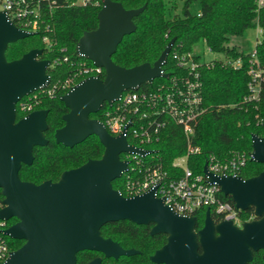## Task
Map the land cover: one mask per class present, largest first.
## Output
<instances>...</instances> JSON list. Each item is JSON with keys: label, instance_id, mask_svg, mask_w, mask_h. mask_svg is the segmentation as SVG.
I'll list each match as a JSON object with an SVG mask.
<instances>
[{"label": "water", "instance_id": "obj_1", "mask_svg": "<svg viewBox=\"0 0 264 264\" xmlns=\"http://www.w3.org/2000/svg\"><path fill=\"white\" fill-rule=\"evenodd\" d=\"M98 27L84 32L75 46L79 56L105 69V77L91 76L62 95L68 113L65 125L54 136L56 143L73 148L96 135L104 147L101 159L89 160L77 169L61 174L59 181L40 185L20 178L23 165H31L35 147L48 144L47 109L33 111L16 120L17 106L24 98L50 82V61L39 59L42 49H31L22 58L9 61L6 49L30 37L0 11V189L6 207L0 218L17 221L4 231L25 244L13 250L1 264H76L80 251L105 253L108 257H131L138 252L125 250L117 242L101 236V228L116 221L137 225L153 224L150 234H167V242L150 260L155 264H248L254 251L264 250V170L244 179L235 175L211 173L205 163L208 181L220 186L240 211L254 208L258 220L237 227L232 221L216 223L207 209L204 226L196 232L197 217L177 214L156 197V189L125 197L112 182L127 172L123 153L145 156L150 151L128 145L124 135L109 134L103 122L90 118L105 104H112L128 90L168 78L164 64L172 50L170 41L153 64L123 68L112 56L125 36L136 30L134 19L145 5L126 9L120 2L101 0ZM252 161L264 165V137H251ZM264 259V257H263ZM99 260L93 264H98Z\"/></svg>", "mask_w": 264, "mask_h": 264}, {"label": "trees", "instance_id": "obj_2", "mask_svg": "<svg viewBox=\"0 0 264 264\" xmlns=\"http://www.w3.org/2000/svg\"><path fill=\"white\" fill-rule=\"evenodd\" d=\"M87 6H70L64 0L59 2L49 11L42 5L39 29L30 37L12 43L6 49L9 61L23 57L31 49H42L39 59L50 61L48 74L50 87L57 86L68 78L74 76L80 62H91L78 56L75 46L84 32H90L98 27V13L102 2ZM120 2L126 9H138L146 6L140 16L134 19L136 30L133 34L124 37L118 45L116 53L112 56L114 63L123 68L140 66L143 63L153 65L166 49L168 43L174 40L172 50L164 64L165 73L175 76L180 67L173 59L176 52L179 54L192 53L194 46L204 43L215 52L223 53L226 57L237 59L241 57L243 67L239 70L232 65L224 66L217 63L214 67L201 68V81H203V98L207 111L200 117L195 132L198 144L202 149L201 154L188 159V166L196 174H202L206 161L215 156L219 160L230 158L233 153H249L253 150L251 137L257 134L264 137V94L262 102L255 107L246 104L244 107L231 106L240 103L247 94L249 82L248 67L250 55L242 50L241 46L232 44L234 38H240L249 29H262V38L257 46V59L264 66V7L257 9L255 0H187L183 4L180 15H173L170 4L172 0H113ZM198 2L200 10L193 12L192 6ZM48 41L45 42V38ZM67 57L68 60L63 59ZM104 78V76H102ZM159 77L149 83L143 84L140 90H149L160 83L167 82ZM65 90L58 89L55 97L42 96V104L37 110L47 109L48 129L44 136L48 144L35 147V159L32 165L23 166L20 178L24 182L36 185L51 180L57 182L64 171L77 169L89 160L101 159L105 153L99 138L93 135L73 148L57 144L55 132L65 125L62 116L69 112L61 96ZM24 97L21 101H24ZM108 108L105 104L98 113H92L90 118L103 121L102 112ZM19 107L16 120L23 118ZM153 148L159 151L160 162L168 170L170 178L183 175L182 169H175L172 163L186 153L185 139L181 127L169 124L163 131L160 141ZM124 158V155L121 156ZM240 176L244 179L255 177L264 170V165L248 161ZM123 178L112 182L115 189L127 195L123 185ZM0 196L2 197L1 189ZM220 197L234 203L233 199L220 193ZM206 208H201L195 213L198 217L196 230L204 226ZM253 213L250 207L241 211L243 220L248 221ZM211 216L217 221L214 209ZM16 223V219L9 221V226ZM144 226L135 225L128 221L108 223L101 228L104 237H112L121 242H127L126 247L135 246L142 252L141 255L131 256L115 264H154L150 255L167 242V234L151 236L147 231H140ZM13 250L25 244L23 240L9 239ZM253 263H261L256 256Z\"/></svg>", "mask_w": 264, "mask_h": 264}, {"label": "built area", "instance_id": "obj_3", "mask_svg": "<svg viewBox=\"0 0 264 264\" xmlns=\"http://www.w3.org/2000/svg\"><path fill=\"white\" fill-rule=\"evenodd\" d=\"M64 1L70 6H87L91 3L99 5L97 0ZM58 2L59 0H0V11L6 13L19 29L34 33L39 29L42 5H46L50 11ZM255 3L258 10L264 7V0H255ZM198 15L201 14L198 12ZM257 29L262 32L261 28ZM44 40L47 42L48 38ZM259 43L256 41L253 51H245L250 55L248 91L245 98L240 103L231 105L232 107H244L246 104L257 107L262 102L264 66L257 59ZM207 49L208 53L213 55L209 60L204 59V56L195 50L183 54L176 52L173 59L180 67L178 74L173 77L169 75L165 78L167 82L149 90H140L141 86L137 90L126 91L117 101L107 104L108 108L102 112V122L109 134L124 135L128 145L150 151L145 156L130 152L122 154L124 158L121 159L128 162V170L121 177L127 193L125 197L142 195L156 189V197L163 199L179 215L195 216L199 209L207 207L210 210L214 209L219 222L232 221L237 227H242L247 221L242 219L241 211L236 208L235 203L220 197L222 193L220 186L216 183L211 184L204 170L202 174L195 175L188 166V159L202 152L195 132L200 117L207 111L203 98V81L200 78L201 68H210L221 63L224 66L232 65L234 69L239 70L244 65L241 57L231 59L223 53L215 52L211 47ZM63 60L67 61L68 58L65 57ZM77 67L74 76L58 83L57 86L51 88L49 82L47 86L24 96L27 98L24 101L20 100L17 109L19 107L25 117L42 104L43 95L55 97L59 88L67 93L86 78L105 77V69L95 66L92 62L91 65L80 62ZM171 123L181 127L185 139L186 153L172 163L173 168L183 170V175L179 179L169 177L168 170L160 162L159 151L153 148L154 144L160 141L162 131ZM251 153L252 151L246 154L233 153L226 160L211 156L206 163L211 173L240 176L248 161H252ZM3 201L2 195L0 211L6 207ZM9 221L0 218V264L7 261L13 251L9 241L11 238L4 233L11 227Z\"/></svg>", "mask_w": 264, "mask_h": 264}, {"label": "flooded vegetation", "instance_id": "obj_4", "mask_svg": "<svg viewBox=\"0 0 264 264\" xmlns=\"http://www.w3.org/2000/svg\"><path fill=\"white\" fill-rule=\"evenodd\" d=\"M97 119V118H96ZM33 164V163H32ZM31 164V165H32ZM25 166V165H23ZM22 166V167H23ZM30 166V165H28ZM21 167V168H22ZM21 170V169H20ZM61 177V176H60ZM59 181V180H58ZM2 193V191H1ZM253 208V207H252ZM251 218L248 220V221H254V220H258L259 218L255 215L254 213V208H253V213L251 214ZM213 220L218 223L219 221H217L215 218H213ZM17 221V220H16ZM247 221V222H248ZM117 222V221H116ZM133 223V222H132ZM197 223H198V217H197ZM135 224V223H133ZM137 225V224H135ZM140 226H144L143 228H141L140 231L142 232H145L147 231L149 235L150 232H151V229L153 228V224H147V225H140ZM197 226V225H196ZM196 230V229H195ZM199 230V229H198ZM196 230V232L198 231ZM158 235V234H156ZM156 235H151V236H156ZM102 236V234H101ZM104 237V236H103ZM105 239H111V240H114L115 242H117L123 249L125 250H130V249H134L135 251H137L138 253L137 254H134V255H131V256H135V255H141L142 252L140 250H138L135 246H130V247H126L124 245H127L128 243L127 242H121L119 240H116L112 237H104ZM162 248V247H161ZM160 249V248H159ZM158 250V249H156ZM155 250V251H156ZM155 251H154V254H155ZM152 254V255H154ZM150 255V257L152 256ZM260 257V260H261V263L260 264H264V250H259V251H254L253 252V255H252V259L250 260V263L248 264H255L253 263L255 257ZM149 257V259H150ZM127 258H130V257H120L119 259H115V257H108L105 253H102V252H95V251H89V250H83V251H80V253H78V256H77V262L76 264H93L95 261L99 260V263L98 264H115V262H120V261H123L124 259H127ZM151 261V260H150ZM152 262V261H151ZM153 263V262H152ZM155 264V263H154ZM259 264V263H257Z\"/></svg>", "mask_w": 264, "mask_h": 264}, {"label": "rangeland", "instance_id": "obj_5", "mask_svg": "<svg viewBox=\"0 0 264 264\" xmlns=\"http://www.w3.org/2000/svg\"><path fill=\"white\" fill-rule=\"evenodd\" d=\"M185 1H187V0H172V2L170 4V8H171V12L173 15L174 14L175 15L182 14L181 9H182ZM191 10L195 13L198 12L200 10V4L198 2H196L192 6ZM261 38H262V33L259 32L258 29H249L243 34L242 37L232 39L231 43L236 44L238 46H241L242 50H244L246 52H251L256 47V45H255L256 41L260 42ZM194 47H195L194 48L195 52L203 55L204 59L209 60L210 58L213 57L212 54L208 53V49L204 43H199V44L195 45Z\"/></svg>", "mask_w": 264, "mask_h": 264}]
</instances>
